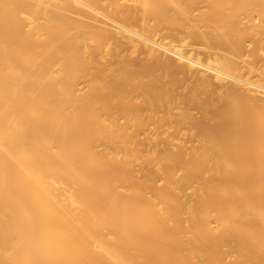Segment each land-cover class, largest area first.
<instances>
[{
  "label": "bare ground",
  "instance_id": "6f19581e",
  "mask_svg": "<svg viewBox=\"0 0 264 264\" xmlns=\"http://www.w3.org/2000/svg\"><path fill=\"white\" fill-rule=\"evenodd\" d=\"M0 264H264V0H0Z\"/></svg>",
  "mask_w": 264,
  "mask_h": 264
}]
</instances>
